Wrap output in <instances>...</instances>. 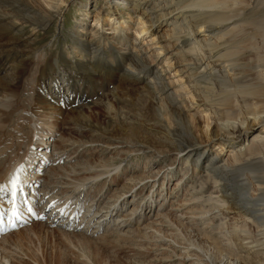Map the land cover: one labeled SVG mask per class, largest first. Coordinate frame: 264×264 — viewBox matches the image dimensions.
I'll return each mask as SVG.
<instances>
[{"label":"rangeland","instance_id":"1","mask_svg":"<svg viewBox=\"0 0 264 264\" xmlns=\"http://www.w3.org/2000/svg\"><path fill=\"white\" fill-rule=\"evenodd\" d=\"M27 1L51 19L44 27L26 23L15 15H9L5 20L6 26L13 29L0 39V79L12 73L17 77V84L9 93L0 91V148L10 138L27 141L31 114H35L32 111L36 109V120L39 119L42 122L39 124L45 126L41 133L44 136L42 142H49L53 135L47 153L55 150L62 155H56L55 158L60 161H56L54 166L53 163L48 164L47 176L40 182V188L43 183L48 185L49 190L55 186L53 191L59 195L66 194L61 190L67 188L65 191L79 195V198H75L77 204L80 201L87 203L88 199L94 206L96 203L101 207L116 204L121 221H111L99 232L88 230L91 234L83 228L66 231L57 224L48 227V222H36L35 226L30 225L24 230L27 231L25 235L20 236L21 230L8 235V240L4 241L8 244L5 247L18 255L11 264H232L239 252L229 236L230 227H226L230 223H225L222 210H212H218L220 202L217 198L221 199L222 192L207 178V172L200 167L201 161L196 168V162L185 155L177 159L173 152L162 156L169 152V148L160 136L165 129L171 128L173 122L170 124L169 116L161 114L152 92L150 94L149 89H143L146 83L138 84L137 90L126 91L109 70L110 63L114 65L120 61L126 65L128 62L122 53L131 51L132 44L125 49L123 41L119 40L125 37L133 42L135 29L140 22L137 11L131 7L117 9L113 6L112 10L117 13L109 17L102 7L104 0ZM237 2L236 5L230 3L227 16L231 18L224 23L222 32L243 22L244 19L238 21L240 17H246L247 22L257 20L263 23L264 0ZM164 28V24L158 30L145 28L142 35H137L136 44L147 47L146 56L150 55L149 59L156 69L162 66L166 68L162 78L170 81L169 91L180 100H189L193 92L189 88L188 72L184 71L186 68L177 54V46L164 35ZM97 30L101 32V42L108 46L104 56L106 59L103 57L100 68L104 74L90 66L81 67L87 68L83 71L75 60L81 58L77 61L83 62L79 51L76 52L79 47L77 36L86 35L90 39L96 37L92 34ZM151 35H156V39L146 40L148 44L143 43ZM255 38L260 46L257 47L260 51H256L264 59V36L260 38V35H255ZM111 54L112 58L107 60ZM240 56L245 62L249 59L244 73L264 76V68L261 69L264 61L252 63L253 57L245 52ZM165 60L170 63H165ZM49 76L51 79L56 76V80L62 82V94L70 90L73 94L76 90L80 95V104L75 106L77 102L67 97L66 103L70 105L67 111L42 97L47 96L46 88L49 90L51 87L53 92L60 88L57 81H50ZM2 80L0 90L3 88ZM41 84H44L41 87L42 96L36 89ZM191 97L197 96L193 94ZM198 108L201 109V104ZM159 115L162 116L161 121L158 120ZM189 116L194 125L198 124L199 127L202 124L201 113L192 109ZM163 122H167L166 127ZM176 133L181 136L186 134L183 123L177 126ZM251 135H248V140H251ZM201 139L204 141L201 147L213 151L216 141ZM139 143L151 146L152 151L132 152ZM45 145L42 143L31 149L42 150ZM231 150L225 147L221 151L222 161L230 158ZM39 166L36 164V168ZM88 166L92 170L84 171ZM71 169L78 173L72 174ZM241 172L236 173L234 179L243 178L249 173ZM141 178L143 180H139ZM84 182L87 183L82 186ZM253 182L249 180L250 186L254 185ZM116 195L119 198L114 203ZM231 215L232 212L228 214ZM248 226L247 234L254 240L258 232Z\"/></svg>","mask_w":264,"mask_h":264},{"label":"bare ground","instance_id":"2","mask_svg":"<svg viewBox=\"0 0 264 264\" xmlns=\"http://www.w3.org/2000/svg\"><path fill=\"white\" fill-rule=\"evenodd\" d=\"M230 3L236 5L238 2L237 0H104L102 7L105 9L106 14H109V17L117 13L116 10H112L113 6L117 7V9H128L131 7L133 11H137L140 21L135 29L136 35L133 37V42H130L125 37L119 40L123 41L125 49L130 43L132 44L131 51L122 53L124 57L126 56L128 62L123 65L124 63L122 64L116 60L118 62L114 65L110 63L111 67L109 70L117 77L119 83L123 85L126 91L128 89L137 90L138 87L136 86L138 84L146 83V85H143V89H149L150 94L152 92V97L159 103L158 108L161 114L169 116L170 124L173 122L171 128L165 129L160 136L161 141L167 143L169 148V152L162 154V156H167L170 152L175 154V159L185 155L187 159L191 158L196 162V168L201 161L200 167L207 172V178L212 180L219 192H222L221 199L217 198V201L220 202L217 205L218 210L214 208L212 210L214 212L222 210V214L225 213L223 219L226 222H224L230 223L226 227H230V230H228L230 232L229 236L233 239L235 249L239 252L232 264H264V76L260 73H244V66L248 64L249 59H246L245 62L244 58L240 56V53L245 52L251 58L253 57L252 63L264 61L263 56L256 51L259 49L257 47L260 46L256 44L257 40H254L255 35H260V38L264 36V26H262L264 21L263 23H259L260 21L257 20L247 22L248 19L246 20V17H240L238 21L241 22L244 19L243 22L238 23L237 26L230 30L222 32L224 23L231 18L227 16L230 12L228 10ZM0 4V39L1 36L6 35L13 29V27L5 24V20L9 15H15L26 23L40 27L46 26L51 19L46 14L43 15L27 0H0ZM95 20L97 21V18ZM163 24L166 26L164 35L168 36L173 44L177 46V54L180 61L184 63L183 67L186 68L184 71L188 72L187 76L190 79L189 88L193 92L190 94L189 100L187 98L180 100L172 91H169L170 81L168 82L162 78V72L166 68L162 66V68L157 67L156 69L153 62L149 59L150 55L149 57L146 56L147 47L144 48V46L136 44L137 35L139 33L142 35L145 28L148 30V28L152 27L158 30ZM229 33L232 34L228 35ZM100 34L101 32L97 30L92 34V36L96 37H91L90 39L86 38V35L79 34L77 36L79 47L76 52L79 51L80 56L83 57V62L79 63L77 61L81 59L80 57V59L75 60L80 68L88 66L101 68L108 46L101 42ZM156 37V35H151L149 36L150 39L145 38L143 43L148 44L146 40L154 41ZM125 49L123 50L125 51ZM165 63L169 64L170 61L165 60ZM262 68H264V65L263 67L261 66ZM49 77L50 81L58 82L56 76L52 77V79L51 76ZM2 78H5V80H2ZM2 78L0 79L3 87L0 90L1 92H8L16 87V75L8 73ZM165 79H168V77ZM58 84L60 88L63 87L61 86L62 82L59 81ZM60 88L57 87L59 95L62 97L60 99L55 97V101L59 104L60 100L68 111L70 105H67L66 100L70 96L69 94L60 93ZM48 91L51 93L53 89L50 87ZM193 94L197 97H191ZM10 104L12 105V103ZM200 104L201 109L198 108ZM75 106H77V103ZM192 109L196 113H201L203 122L199 127L198 124L194 125L189 116V111ZM32 112H35L36 115L38 114L36 109ZM35 114H31L30 134L26 137L27 141L22 138L17 140L16 137L8 139L7 144L1 145L0 205H3L1 199L5 197L3 195L5 180H11L13 178V175H11L12 171L13 174L16 173V170L18 171V168L13 165L14 161L26 157H36L38 153L32 155L31 152H34L32 149L42 145L40 140L44 136H41V133L45 126L39 124L41 121L39 119L36 120L37 116ZM161 117L159 115L158 120L161 121ZM180 122L184 124L186 130L184 136L176 133ZM166 123L163 122V126L166 127ZM249 134H252L251 140H248ZM202 137L205 141H216L213 151L212 149L205 150L201 147L202 142H204L201 139ZM32 143L34 144L32 145ZM150 147L144 143H139L135 145L132 152L148 153L152 151ZM225 147L232 148L231 156L228 160L222 161L220 154ZM38 149L40 150V148ZM38 149L37 151H39ZM39 155H44L43 151ZM53 158H44L40 165L49 164L50 159ZM24 167L27 168L28 166L23 165L21 169L24 170ZM91 170L89 166L84 169L87 172ZM70 171L72 174L78 173L73 169ZM241 171L249 173L243 178L241 176L240 179H234V175ZM156 173L154 172V174ZM145 178L148 177L146 176ZM139 180H143V178ZM249 180L254 181L253 186H250L252 184L249 183ZM27 181V187H30V189L24 192L23 195L26 199L28 198L34 208L36 207L34 204L36 192L33 186L36 179L30 185L28 184L32 179ZM18 184L19 181L15 186L17 187ZM54 188L55 186L50 188L49 191L54 192ZM23 190L25 191L26 187L23 186ZM45 190L48 192L47 189ZM65 190H61V192H67L69 195L59 201L48 195V201H54L53 209L58 207L53 214V217H57L56 220L65 215L66 207L60 214L57 212L60 211L61 202L67 200L70 194H73V191ZM19 194L22 197V193L18 192L17 189V197ZM118 196L116 195L114 203L117 202ZM88 200L83 205L84 208L81 209L84 212L81 216L85 219L83 224L86 232L92 229L93 232H99L100 226H106L111 221L114 223L117 220L119 221L121 214H119L120 211L116 204L113 207L110 204L101 207L99 203L94 206ZM7 204L11 205L10 199L7 200ZM42 207H39L38 212H36L38 216L42 212ZM14 211L19 213L20 217L25 214L29 215V213H23L18 209H14ZM68 212L65 211V213ZM231 212L233 215L228 216ZM37 222L39 223V221ZM47 222L50 223V220ZM248 225L258 232V236L257 238L254 237V240H251L253 237L247 234L246 227ZM26 233L27 231L23 230L20 236ZM9 236H4L0 244L4 241L6 242ZM6 245L8 246V244ZM7 246L0 248V264H6L8 259L10 260L8 264H11L16 261L15 258L18 256L14 250L8 249L9 247ZM14 246L16 247V244ZM5 258L7 259L6 261Z\"/></svg>","mask_w":264,"mask_h":264},{"label":"snow or ice","instance_id":"3","mask_svg":"<svg viewBox=\"0 0 264 264\" xmlns=\"http://www.w3.org/2000/svg\"><path fill=\"white\" fill-rule=\"evenodd\" d=\"M22 171V169H20ZM18 183V177H14L13 179V185L15 186Z\"/></svg>","mask_w":264,"mask_h":264}]
</instances>
